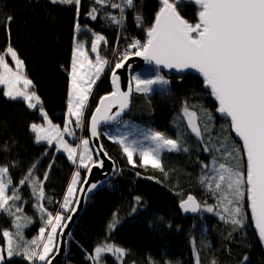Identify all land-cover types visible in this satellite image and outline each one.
Listing matches in <instances>:
<instances>
[{
    "label": "snow or ice",
    "instance_id": "snow-or-ice-1",
    "mask_svg": "<svg viewBox=\"0 0 264 264\" xmlns=\"http://www.w3.org/2000/svg\"><path fill=\"white\" fill-rule=\"evenodd\" d=\"M50 3L74 6L77 17L80 15L81 0H50ZM185 3L198 6L197 22L194 24L179 10ZM159 4L153 22L146 29V39L143 42L132 39L127 48L118 54L114 67L110 69L113 91L100 98L91 117V135H98L97 127L102 121L123 123L124 127L132 128L142 137L129 139L131 133L112 137L120 144L128 163L137 167L133 157L138 153L139 166H151L167 175L161 154L164 151L187 152L183 134L174 139L161 131L142 130L123 122L133 86L129 84L128 91H121L120 77L116 70L124 68L131 57H141L149 64L156 65L157 73L154 77L141 78L137 75L132 77V81L137 93L148 94L158 90L161 95L170 91V81L159 74L160 68L174 69L181 73L187 70L199 73L205 88L210 90L211 96L218 102L216 112L227 118L230 131L242 141V145L237 146L230 142L229 136H218L213 140L212 113L202 107L197 109L195 105L189 106L187 101L183 103L178 119L186 120L187 130L203 144L202 150L213 154L210 164L201 162L202 169L207 171H202L200 183L216 198L217 203L215 206L205 204L203 210L209 213L215 211L221 220L233 225L235 231L245 226L246 202L258 238L264 244V0H159ZM94 5L87 13L90 19L96 20L98 13L107 8L117 9L118 15L108 12L104 18L120 27L124 26L127 12L137 8L136 0H94ZM134 20L137 27H143L144 16L139 11H136ZM12 21L13 17L9 15L4 23L9 37ZM75 29L77 32L81 30L78 22ZM92 36L91 51L96 53L95 62L84 51V44L75 42L69 73L67 111L70 118L65 121L62 130L59 125L52 123L40 97L31 90L33 82L24 75V62L10 42L5 52L0 54V85L5 86L4 96L13 100L22 99L28 108L38 109L47 125L31 124L36 141H47L49 145L55 141L72 163H77L78 155V168L87 169L88 172L92 170L89 163L102 167L103 161L93 160L87 139L81 140L82 150L78 154L81 145L72 147L64 140V135H75L70 127L73 123L71 117H75L77 128L82 127L84 109L93 85L110 63L99 53L101 43H107L106 38L95 32ZM6 56L14 61L15 71L9 66ZM113 108L118 110L112 112ZM145 141L148 142L147 146H143ZM35 167L33 164L19 183L30 184L32 195L37 201H42L46 198L43 182L32 178V169ZM44 179H47V173ZM87 183L86 179L81 180L80 172L76 171L60 205L61 210L55 215L38 203L36 207L44 226L39 228L37 236L26 240L23 229L32 223L31 218L18 215L23 212L15 203L21 199L19 190L14 189L12 195H8L12 184L9 167L0 166V212L13 217L15 228L14 232L7 229L2 232L5 244L0 247V264H8L13 257H21L28 264H52L51 254L54 250L59 251L57 237L63 235L57 230L66 228L65 221L72 220V215L65 213L78 210L81 202L77 198L78 193L86 196L98 187L92 183L87 188H77L78 184ZM135 199L139 203L141 198L137 196ZM48 202L52 201L49 199ZM180 207L185 212L196 213L201 210V204L192 195L182 200ZM118 223L114 213L108 229L114 230ZM106 253L122 262L127 250L115 244L101 243L87 258L92 264H102V257ZM248 259L247 255L243 256L239 264H246ZM196 264H200L198 255ZM211 264H217V261L213 259Z\"/></svg>",
    "mask_w": 264,
    "mask_h": 264
},
{
    "label": "trees",
    "instance_id": "trees-1",
    "mask_svg": "<svg viewBox=\"0 0 264 264\" xmlns=\"http://www.w3.org/2000/svg\"><path fill=\"white\" fill-rule=\"evenodd\" d=\"M49 1L0 0V54L5 52L10 42L24 62L26 76L33 82V90L42 98L44 84L52 81V65L41 49L60 41L59 35L52 37L41 29L39 7ZM136 4V10L127 12L124 26L120 27L104 18L108 12L118 15L117 9L102 10L97 19L92 20L87 13L95 6L94 0H81L78 18L90 30L106 38L107 43H101L99 53L111 62L112 67L118 54L128 46L125 37L133 36L141 41L146 39V29L160 7L159 0H136ZM65 7L70 15L76 14L74 6ZM179 10L189 22H197V5L185 3ZM136 11L144 16L143 27L136 26ZM9 15L13 17L10 37L4 27ZM110 72L109 68L102 74L89 99L84 124L87 137L91 111L98 99L111 91ZM167 77L170 79V91L165 95L158 90L151 94L134 90L132 109L125 119L161 131L174 139L182 133L188 151L163 154L162 163L167 175L151 166H139L140 161H136L138 166L133 167L120 144L108 138L104 133L106 127L103 128L102 142L116 161L117 172L110 183L90 199L78 220L65 264H92L87 257L101 243L115 244L127 250L122 262L106 253L102 257V264H196L197 255L200 264H211L213 259L217 264H239L245 255L249 257L246 264H264V247L254 229L246 202L245 226L235 231L233 225L225 223L213 213L201 210L199 215L189 216L181 210L180 202L189 193L195 194L201 204L215 201L210 192L199 186L198 175L204 171L201 162L208 163L209 154L202 150L203 144L187 130L186 120L178 119L183 103L187 101L189 106L202 107L212 113L213 140L218 136H229L230 142L237 146L241 143L230 131L228 120L216 112L218 103L210 90L205 88L200 74L188 72L185 75L169 74ZM4 91L5 88L0 85V166L9 167L12 184L21 196L23 213L31 218L32 223L23 229L24 237L29 239L37 236L39 228L44 226L36 205L43 204L54 215L58 208L57 201L66 192L76 167L55 146H47L45 157L51 167L47 171V179L43 180L46 198L37 201L30 184L20 185L19 181L24 176H19V172L24 160L40 146L30 126L44 120L38 109L28 108L22 99L13 100L4 96ZM85 173L86 169H82V179ZM137 196L141 198L139 203L135 199ZM114 213L119 223L114 230H109ZM12 220L13 217L0 212V247L5 244L3 230L14 229ZM8 264L28 262L21 257H13Z\"/></svg>",
    "mask_w": 264,
    "mask_h": 264
},
{
    "label": "rangeland",
    "instance_id": "rangeland-1",
    "mask_svg": "<svg viewBox=\"0 0 264 264\" xmlns=\"http://www.w3.org/2000/svg\"><path fill=\"white\" fill-rule=\"evenodd\" d=\"M39 11H40V17H41L42 32L52 37H55L57 35L60 36V41L58 43L43 47L41 49V52L43 53L45 58L52 65V81L46 82L44 84V97L43 98L40 96L39 97L42 101L44 110L48 113L49 119L52 121L53 124L59 125L62 130L65 124V121L70 118L68 116V111H67L68 98H69L68 93H69V84H70L69 73L71 72V62H72V55H73V49L75 46V42L83 43L84 51L87 52L89 58L92 59L93 62H95L96 53H93L91 51V41L93 39V36H92L93 31L90 30L86 25L82 24L76 14L70 15L65 5H60V4L53 5L49 1V2H45L41 4L39 7ZM77 22L81 26V30L79 32H77L75 29V25ZM6 60L9 63V66L12 67L13 70L15 71V64H14V61H12L11 57L7 56ZM109 68L110 69L112 68L111 62L109 63V65L105 67L104 72ZM23 73L24 75H26L24 65H23ZM156 73H157V68H146V69L137 71L136 73H134L133 76L139 75L141 78H149V77H154ZM159 74L164 75L166 79L170 80L167 77L169 75L168 73L165 74V72L159 71ZM99 79L96 80V83ZM95 85H93L91 94L94 90ZM1 86L5 88L4 85H1ZM31 90L34 91L33 88ZM91 94L89 95V99L91 97ZM89 99L84 109V115H83V121H82L83 130L80 131L81 127L77 128L75 126V117H71V119L73 120V123L72 125H70V127L74 131L75 135L74 136H69L67 134L64 135V140L67 141L72 147H77L78 145H81V140L83 139H87L89 141V137L85 136V125H84L85 124V114H86V109L88 106ZM123 122H127L130 125L138 126V128L142 130L150 129L138 123L127 120L125 118L123 119ZM39 124L47 127V125L45 124V121ZM104 133L111 140H113L112 137H118L125 133H131V135L129 136V139H132V138L142 139V137H140L136 132H134L132 128L124 127L123 123H119V124L117 123L113 126L106 127L104 130ZM38 143L40 144L38 149L34 150L31 156L24 160L21 166V170L19 172V176L27 175L28 170L32 168L33 164H35L36 167L32 169V178L36 179L37 181L43 182L45 173H47L49 169V165H50L48 159L45 157V151L47 149V146H51V145L55 146L58 152H62L66 155L67 153L64 152L63 149L60 148L56 144L55 141H53L51 145H49L47 141H40ZM147 145H148V142L145 141L143 143V146H147ZM89 149L91 151V154L94 160L95 157L91 149L90 142H89ZM80 150H82V145L80 148H78V154ZM165 152L167 151L162 152L161 160ZM208 154H209V161L206 164H210L212 160L213 154H210V153ZM133 158L135 162L140 161V157L138 153L134 154ZM74 165L76 167L74 173L76 171H79L80 178H81V170L84 168H78V155H77V163ZM204 171H207V170H204ZM201 175L202 174L198 175L199 182H200ZM79 185L80 184L77 185V188L79 187ZM199 186L206 190L205 186L202 185L201 183ZM14 189L15 188L13 184H11L9 186L8 195H12V192ZM65 194L66 192L64 193V195ZM64 195L60 200L57 201V207H58L57 211L61 210L60 205L63 202ZM10 203L12 202L10 201ZM15 203L16 205L22 208L21 199L19 201H15ZM216 203H217L216 198L214 202L204 201V203L202 204V210L204 209L205 204L209 206H215ZM203 212H207V211L203 210ZM213 214L220 219L219 215H217L215 211L213 212ZM18 215H25V214L22 212V213H19ZM12 231L14 232L15 228ZM57 231L59 233L60 229H58ZM30 239L32 238H29L26 240H30ZM57 240H58V237H57Z\"/></svg>",
    "mask_w": 264,
    "mask_h": 264
},
{
    "label": "water",
    "instance_id": "water-1",
    "mask_svg": "<svg viewBox=\"0 0 264 264\" xmlns=\"http://www.w3.org/2000/svg\"><path fill=\"white\" fill-rule=\"evenodd\" d=\"M146 68H157V66L154 64H149L148 62L144 61L143 58H141V57H131L126 62V65L124 68L116 70V74L120 77V89H121V91H128L129 84H132V86H133V92H132L131 97H130V105H129V108L125 111V114L123 115L122 119H124L130 113V111L132 109L133 96H134V83L132 81V77H133L134 73H136L137 71H140V70H143ZM159 71H163V72L168 73V74H177V75H185L188 72H195L193 70H187V71L181 73V72H177L174 69L170 70L167 68H160ZM195 73H197V72H195ZM111 79H112V73L110 72V82H111ZM112 91H113V85L111 83V91L110 92H112ZM110 92L102 95L101 97L108 95ZM100 98L98 99L95 107L91 111V114H90V117L88 120V135H89L90 146H91V149H92V151L94 153V157H95L94 161H103V166L100 167L98 164L93 165L91 163L89 165V167L92 169L91 172H88V170L86 169L85 176L82 179V180L86 179L88 181V183L83 184V185H81V184L79 185V187L83 186L84 188H87L92 183H96L98 185V187L96 189H94L91 193H87L86 196H82L79 193L77 194V198L80 199V201H81L80 205L78 207V210L75 213H69L70 215H72V220L71 221H65V223H67V227L60 229V231H59V232H62L63 235L58 236L57 247L59 248V251L54 250V252L52 253V264H65V262L67 260V256H68L69 243H70V240L72 237L73 230H74L78 220L80 219V217L85 212L86 207H87L90 199L96 193H98L100 190L105 188L110 183V180L114 177V175L117 172L116 161L108 154L107 150L105 149V147L103 145L102 138H101V131L103 128L113 126L117 123L116 122L104 123L103 121L100 122L98 124V127H97L98 135L95 137H93L91 135V131H90L91 117H92L93 113L95 112L97 106L99 105ZM117 110H118L117 108H113L112 112H115ZM233 134H234V132H233ZM234 136H235V134H234ZM236 138L242 145V141H240L238 137H236ZM105 153H107V155H105ZM188 195L194 196L196 198V200L201 204V202L199 201V199L197 198V196L195 194L189 193ZM187 196L185 197V199L187 198ZM185 199H183V200H185ZM181 210L186 215L197 216L200 214V212L202 210V204H201V210L199 212H196V213H193L190 211L185 212L182 208H181ZM253 225H254V222H253ZM254 229H255V225H254ZM256 232H257V230H256ZM257 235H258V233H257ZM263 247H264V244H263Z\"/></svg>",
    "mask_w": 264,
    "mask_h": 264
},
{
    "label": "built area",
    "instance_id": "built-area-1",
    "mask_svg": "<svg viewBox=\"0 0 264 264\" xmlns=\"http://www.w3.org/2000/svg\"><path fill=\"white\" fill-rule=\"evenodd\" d=\"M132 39H139V38H137V37H133V36H131V37H130V36H129V37H125V41H126V43H128V44L131 42ZM139 40H140V39H139ZM119 41H121L120 38H119ZM140 41H141V40H140ZM141 42H143V41H141ZM123 51H124V50H123ZM82 130H83V127L80 128V131H82Z\"/></svg>",
    "mask_w": 264,
    "mask_h": 264
},
{
    "label": "bare ground",
    "instance_id": "bare-ground-1",
    "mask_svg": "<svg viewBox=\"0 0 264 264\" xmlns=\"http://www.w3.org/2000/svg\"><path fill=\"white\" fill-rule=\"evenodd\" d=\"M88 137H89V135H88ZM94 159H95V158H94ZM90 164H91V163H90ZM90 164H89V165H90Z\"/></svg>",
    "mask_w": 264,
    "mask_h": 264
}]
</instances>
